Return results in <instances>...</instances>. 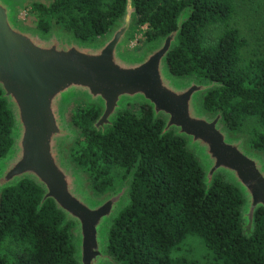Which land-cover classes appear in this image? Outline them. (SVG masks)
<instances>
[{
    "label": "trees",
    "instance_id": "1",
    "mask_svg": "<svg viewBox=\"0 0 264 264\" xmlns=\"http://www.w3.org/2000/svg\"><path fill=\"white\" fill-rule=\"evenodd\" d=\"M126 0H53L38 12L35 26L48 31L55 21L82 40L104 35L119 17ZM134 28L145 25L144 42L176 28L179 13L190 6L179 46L167 56L172 74L216 80L221 85L204 96L209 111H223L232 131L248 118L260 127L249 133L250 144L264 150V54L241 62L246 44L230 25L234 0H133ZM218 26L206 42V30ZM96 106L77 104L73 124L82 130L71 156L91 177L98 192L115 185L114 171L124 179L137 164L130 201L115 218L108 250L120 264H264V209L255 213L250 235L242 231L243 198L232 184L216 176L206 191L203 169L186 139L161 135L163 119L150 106L135 103L119 113L113 127L97 131L91 122ZM12 116L0 93V157L11 145ZM42 190L29 180L0 193V264H76L71 243L72 223L47 200L38 210ZM200 237L213 253L208 262L174 258L171 250L185 237Z\"/></svg>",
    "mask_w": 264,
    "mask_h": 264
},
{
    "label": "water",
    "instance_id": "2",
    "mask_svg": "<svg viewBox=\"0 0 264 264\" xmlns=\"http://www.w3.org/2000/svg\"><path fill=\"white\" fill-rule=\"evenodd\" d=\"M53 0H0V93L12 116L11 145L0 157V193L29 180L41 188L37 209L47 200L72 223L76 264H120L108 250L115 218L129 203L136 164L119 183L98 192L91 177L71 156L82 130L71 120L77 104L96 106L92 128L113 127L119 113L135 103L161 117V135L186 139L204 172L206 191L216 176L240 192L242 231L255 228V213L264 209V150L253 147L246 133L232 131L223 111L204 107V96L221 85L196 74L171 73L168 54L179 46L190 6L178 15L176 28L129 47L135 23L133 0L110 29L82 40L53 22L43 32L19 18L26 6L48 7Z\"/></svg>",
    "mask_w": 264,
    "mask_h": 264
},
{
    "label": "rangeland",
    "instance_id": "3",
    "mask_svg": "<svg viewBox=\"0 0 264 264\" xmlns=\"http://www.w3.org/2000/svg\"><path fill=\"white\" fill-rule=\"evenodd\" d=\"M235 12L230 19V25L239 30L241 36L245 38L246 44L241 49V62L254 59L264 54V0H234ZM19 18L30 25H36L39 20L38 12L26 6L19 13ZM145 25L138 28H132L129 47L138 48L144 42L143 30ZM221 28L211 26L206 30V42L210 43L217 36ZM138 103V102H137ZM259 122L256 118L246 119L239 127V132L249 133L259 128ZM116 183H119L121 172L114 171ZM171 256L174 258L184 257L188 259L198 260L200 262H208L213 259V253L203 243L200 237L189 235L178 243L172 250Z\"/></svg>",
    "mask_w": 264,
    "mask_h": 264
}]
</instances>
